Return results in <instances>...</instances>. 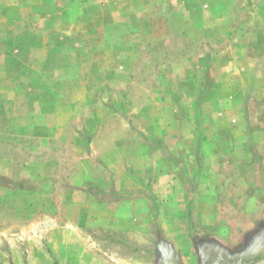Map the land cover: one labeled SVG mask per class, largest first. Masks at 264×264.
I'll return each instance as SVG.
<instances>
[{
  "label": "rangeland",
  "instance_id": "1",
  "mask_svg": "<svg viewBox=\"0 0 264 264\" xmlns=\"http://www.w3.org/2000/svg\"><path fill=\"white\" fill-rule=\"evenodd\" d=\"M263 128L264 0H0V264L264 258Z\"/></svg>",
  "mask_w": 264,
  "mask_h": 264
},
{
  "label": "crops",
  "instance_id": "2",
  "mask_svg": "<svg viewBox=\"0 0 264 264\" xmlns=\"http://www.w3.org/2000/svg\"><path fill=\"white\" fill-rule=\"evenodd\" d=\"M256 114L259 115V113H254L255 116H256ZM261 119H262V118H261ZM248 132H249V131H248ZM250 133H251V134H254V133H255V130H254V131L252 130ZM260 133H261V134L264 133V128L260 130ZM258 145H260L259 147L262 148V147H264V142H262V144H258ZM258 149L261 150L260 148H258ZM262 152L264 153V150H263ZM262 180H263V182H264V179H262Z\"/></svg>",
  "mask_w": 264,
  "mask_h": 264
},
{
  "label": "water",
  "instance_id": "3",
  "mask_svg": "<svg viewBox=\"0 0 264 264\" xmlns=\"http://www.w3.org/2000/svg\"><path fill=\"white\" fill-rule=\"evenodd\" d=\"M251 264H264V258H262V259H260V260H258L256 262H253Z\"/></svg>",
  "mask_w": 264,
  "mask_h": 264
}]
</instances>
